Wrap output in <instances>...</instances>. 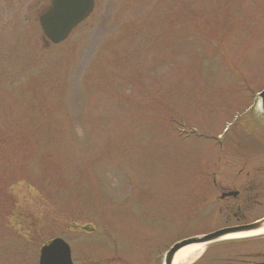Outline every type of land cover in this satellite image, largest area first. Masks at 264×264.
<instances>
[{"label": "rangeland", "instance_id": "374dc122", "mask_svg": "<svg viewBox=\"0 0 264 264\" xmlns=\"http://www.w3.org/2000/svg\"><path fill=\"white\" fill-rule=\"evenodd\" d=\"M49 5L0 0V264L57 238L74 264H163L237 205L264 217V0H95L59 45Z\"/></svg>", "mask_w": 264, "mask_h": 264}, {"label": "water", "instance_id": "95a60500", "mask_svg": "<svg viewBox=\"0 0 264 264\" xmlns=\"http://www.w3.org/2000/svg\"><path fill=\"white\" fill-rule=\"evenodd\" d=\"M95 0H51L48 9L39 17V23L47 40L55 45L68 39L73 30L94 11ZM258 98L264 113V91ZM238 193L227 196L236 197ZM225 195L222 197L224 198ZM264 229V219L244 227L222 229L211 234L184 240L174 245L166 254L164 264H173L176 254L195 244H210L226 239L230 235L250 233ZM39 264H73L71 250L62 239H54L40 251Z\"/></svg>", "mask_w": 264, "mask_h": 264}, {"label": "flooded vegetation", "instance_id": "af4514ba", "mask_svg": "<svg viewBox=\"0 0 264 264\" xmlns=\"http://www.w3.org/2000/svg\"><path fill=\"white\" fill-rule=\"evenodd\" d=\"M212 183L216 186V178H213ZM253 188L254 187H251L249 189V191H248L249 194H252L251 190H253ZM230 192H227L226 191V192H223L221 195H227ZM240 194L241 193L238 192L237 197H233V198L235 200L238 199L240 197ZM227 198L228 197L224 198L223 200H227ZM234 208H236V207H234L233 204H229L227 206V209L229 211L234 210ZM236 209L238 210V213H234L233 214L234 223L231 222L230 217H229L226 220V224L223 227L214 229V230L210 231L209 233H212V232L217 231V230L225 229V228H236V227L248 226V225H251V224L259 221L260 219H262V218H260V219H257V220H253L251 222H246L244 220V218L242 216H240L241 206H238L237 205V208ZM256 238H259L258 240H264V236H259V237H256ZM242 242H245V241H223V242H218V243H214V244H211V245L207 246L205 248L204 254L200 257L201 264H212L210 262L211 260L209 261V260H207L205 258V255H206V252H208L209 249L211 251L212 248L219 246L218 244H226V245L231 246V245H234V244H237V243H242ZM230 252H231V250H230ZM233 254H234L233 252L232 253H229V255H233ZM234 258L235 257L233 256L230 260L225 261L224 263H226V264H264V253H257L254 256L252 254H250L249 257H248L250 259H247V260H245V259L244 260L243 259L242 260L241 259L237 260V259H234ZM217 262H219V260H217ZM219 263H221V262H219ZM224 263H222V264H224ZM214 264H216V263H214Z\"/></svg>", "mask_w": 264, "mask_h": 264}, {"label": "bare ground", "instance_id": "6f19581e", "mask_svg": "<svg viewBox=\"0 0 264 264\" xmlns=\"http://www.w3.org/2000/svg\"><path fill=\"white\" fill-rule=\"evenodd\" d=\"M264 235V229L250 233H241L236 235H230L226 239H244L252 238ZM205 244H195L180 250L175 258L173 264H193L197 261L204 252Z\"/></svg>", "mask_w": 264, "mask_h": 264}]
</instances>
